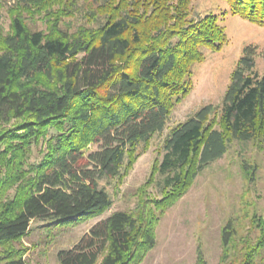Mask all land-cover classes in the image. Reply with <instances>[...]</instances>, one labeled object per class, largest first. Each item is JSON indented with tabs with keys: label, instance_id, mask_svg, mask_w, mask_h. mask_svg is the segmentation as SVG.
Segmentation results:
<instances>
[{
	"label": "trees",
	"instance_id": "1",
	"mask_svg": "<svg viewBox=\"0 0 264 264\" xmlns=\"http://www.w3.org/2000/svg\"><path fill=\"white\" fill-rule=\"evenodd\" d=\"M46 1L23 2L38 9ZM224 1L232 15L264 26V0ZM191 10V0H103L93 13L96 28L31 30L14 17L8 31L0 30V125L18 121L0 133V144L8 140L14 149L19 183L0 214V264H24L10 244L32 221L70 226L110 209L99 182L119 179L164 130L192 91L191 67L202 62V49L219 51L226 43L218 16L194 18ZM254 56V47L243 49L216 117L203 106L169 130L155 167L162 177L159 211L225 154L228 141H256L264 150V66L259 74ZM39 141L40 161L23 169ZM142 216L110 214L58 251L56 264H138L154 245L153 215ZM258 228L241 264L264 262V220ZM231 239L227 225L223 246Z\"/></svg>",
	"mask_w": 264,
	"mask_h": 264
},
{
	"label": "rangeland",
	"instance_id": "2",
	"mask_svg": "<svg viewBox=\"0 0 264 264\" xmlns=\"http://www.w3.org/2000/svg\"><path fill=\"white\" fill-rule=\"evenodd\" d=\"M23 1L0 0V30L8 31L14 17L23 19L31 30L60 28L71 34L79 28H96L93 13L103 0H47L38 9L25 7ZM191 9L194 18L218 16L226 43L219 51L202 49V62L191 67L192 91L172 110L164 130L151 137L119 179L99 182L111 198L110 209L70 226L32 221L29 231L10 244V248L20 251L24 264H56L58 251L71 249L95 223L118 211L134 216L139 213L145 220L153 215L154 245L138 264H200L199 258L203 264L244 261L246 245L255 244L260 236L258 226L264 220V150L256 141H228L225 154L202 169L178 201L162 212L154 205L162 196V177L155 167L163 155L169 130L203 106L211 105L216 117L245 47L255 48L254 69L259 74L264 66V26L232 15L224 0H191ZM16 123L12 120L0 125V133ZM9 144L8 140L0 144V214L4 205L13 201L19 184L14 177L16 156ZM96 148L92 145L88 151ZM43 150L42 141L32 144L23 169L38 163ZM227 225L232 239L224 247L222 230Z\"/></svg>",
	"mask_w": 264,
	"mask_h": 264
}]
</instances>
